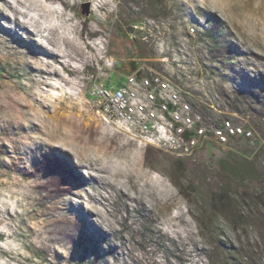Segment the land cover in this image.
<instances>
[{
	"label": "rangeland",
	"instance_id": "374dc122",
	"mask_svg": "<svg viewBox=\"0 0 264 264\" xmlns=\"http://www.w3.org/2000/svg\"><path fill=\"white\" fill-rule=\"evenodd\" d=\"M132 62L253 139L185 157L104 123L101 91ZM237 157L264 175V0H0V264H199L196 246L204 264H264L248 197L264 183H233Z\"/></svg>",
	"mask_w": 264,
	"mask_h": 264
},
{
	"label": "built area",
	"instance_id": "2783aa9c",
	"mask_svg": "<svg viewBox=\"0 0 264 264\" xmlns=\"http://www.w3.org/2000/svg\"><path fill=\"white\" fill-rule=\"evenodd\" d=\"M189 32L194 34L195 28H189ZM100 97L107 122L126 127L145 148L153 145L188 157L204 146H229L238 138L250 141L254 137L251 129L228 118L220 122L206 118L193 105V95L179 83L142 66L136 67L119 87L104 88ZM119 100L121 110L114 109ZM205 105L209 111L221 112L213 101Z\"/></svg>",
	"mask_w": 264,
	"mask_h": 264
},
{
	"label": "trees",
	"instance_id": "16d2710c",
	"mask_svg": "<svg viewBox=\"0 0 264 264\" xmlns=\"http://www.w3.org/2000/svg\"><path fill=\"white\" fill-rule=\"evenodd\" d=\"M130 65L132 67V70L136 69L134 62L130 63ZM224 163L225 164L221 162V166H223V170L227 173L230 180L233 183H235L237 186L240 187V184H244L250 181L251 182L254 181L260 185H263L264 175L255 170L252 161H250L248 158H245V157L232 158V159L225 160ZM248 197L251 200H253L254 204H257V202L259 204L263 203V209H264V191H261L260 189H256V191L254 193L253 192L250 193V196ZM224 199L226 200L225 202H227L228 215L230 217H233V221H235L234 217H236L235 219H241L239 215L242 213H245V209L247 207L245 204H243V202H241V201L246 200L245 196L239 192L238 188H236V190L227 192L225 194ZM239 204H240V207H239ZM139 220H141L144 225H146L149 222V219L146 217L139 219ZM252 224L254 225L253 222ZM76 225L78 224L76 223ZM75 231H77V228L75 229ZM145 231L147 233V230ZM173 247L175 246L172 243L170 248L173 249ZM174 249L176 250V248ZM194 252L196 253V259L198 260V263L204 264V261L202 259L203 250H199L198 246H196V248L194 249ZM95 253L97 252L94 250V254ZM233 256H234V253L228 250L227 251V263L228 264H235L236 261L233 260ZM181 257H183V254H181Z\"/></svg>",
	"mask_w": 264,
	"mask_h": 264
},
{
	"label": "bare ground",
	"instance_id": "6f19581e",
	"mask_svg": "<svg viewBox=\"0 0 264 264\" xmlns=\"http://www.w3.org/2000/svg\"><path fill=\"white\" fill-rule=\"evenodd\" d=\"M83 4H86V5H88V9H87V13H86V11H83ZM82 5H81V7H80V9H81V14L83 15V16H85V17H88L89 16V13H90V8H91V4L89 3V2H86V3H83ZM92 33H93V31H91ZM120 100L119 101H116L115 103H114V105H113V108L114 109H116V108H119V110H121V108L119 107V104H120ZM98 115V117L105 123V121H106V123H108L107 122V119L105 118V116L103 115V114H101L100 112L99 113H97ZM128 121H130V119H128ZM111 126L112 127H115V128H120V129H123V130H126V131H128V132H130V130H128L126 127H124L123 125H114V124H111ZM130 134H132L131 132H130ZM143 143L145 142L144 140H141ZM144 235H146L147 236V234L146 233H144ZM170 250V249H169ZM174 249H172L171 248V250H170V253L171 254H173L174 253Z\"/></svg>",
	"mask_w": 264,
	"mask_h": 264
},
{
	"label": "water",
	"instance_id": "95a60500",
	"mask_svg": "<svg viewBox=\"0 0 264 264\" xmlns=\"http://www.w3.org/2000/svg\"><path fill=\"white\" fill-rule=\"evenodd\" d=\"M85 7H86V13H87L88 5H86Z\"/></svg>",
	"mask_w": 264,
	"mask_h": 264
}]
</instances>
